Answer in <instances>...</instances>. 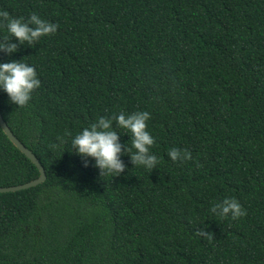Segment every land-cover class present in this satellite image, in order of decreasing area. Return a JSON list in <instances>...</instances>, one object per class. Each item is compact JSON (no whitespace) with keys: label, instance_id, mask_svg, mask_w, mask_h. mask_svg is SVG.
<instances>
[{"label":"trees","instance_id":"16d2710c","mask_svg":"<svg viewBox=\"0 0 264 264\" xmlns=\"http://www.w3.org/2000/svg\"><path fill=\"white\" fill-rule=\"evenodd\" d=\"M0 8L58 24L31 46L9 37L17 51L0 50V62L22 58L41 81L23 107L0 91V112L46 173L35 187L0 193V264H264V0ZM134 110L151 113L150 152L160 160L150 171L124 153L119 176L100 174L58 140L98 115ZM112 126L123 153L130 135ZM173 146L193 159L173 163ZM38 175L0 127V187ZM226 196L247 214L211 215Z\"/></svg>","mask_w":264,"mask_h":264},{"label":"clouds","instance_id":"9594fccd","mask_svg":"<svg viewBox=\"0 0 264 264\" xmlns=\"http://www.w3.org/2000/svg\"><path fill=\"white\" fill-rule=\"evenodd\" d=\"M57 28V23L41 17L35 11L30 12L27 17L13 16L6 8H0V33H3L0 35V50L14 53L17 51V43L31 46L42 36L55 34ZM9 37H14L17 43L8 42ZM40 84L35 67L22 58L0 62V91L6 93L9 104L17 107L27 105ZM150 116L151 113L147 110L119 111L111 116L98 115L74 133L66 130L58 140L61 143L67 142L70 152L74 150L82 158L85 167L88 166L86 158H92L93 166L100 174L119 176L127 167L120 158L124 153L129 154L131 164L150 171L160 160L158 155L150 152L155 142L154 136L147 130ZM113 121L130 135V144L124 146L123 153L118 133L112 126ZM167 155L173 163L193 159L190 150L175 146L167 149ZM208 212L221 219L230 217L233 220L247 214V210L234 196H226L219 202L212 203ZM194 235L209 241L213 236L211 231L205 232L204 228L196 229Z\"/></svg>","mask_w":264,"mask_h":264},{"label":"water","instance_id":"95a60500","mask_svg":"<svg viewBox=\"0 0 264 264\" xmlns=\"http://www.w3.org/2000/svg\"><path fill=\"white\" fill-rule=\"evenodd\" d=\"M0 127L3 130L4 134L11 141V143L24 155L28 158L37 168L39 175L36 179L29 181L24 184L16 185V186H8V187H0V193H10L17 192L25 189H29L35 187L46 180V173L43 166L40 164L38 158L26 148L12 133L6 122L3 120V117L0 112Z\"/></svg>","mask_w":264,"mask_h":264}]
</instances>
